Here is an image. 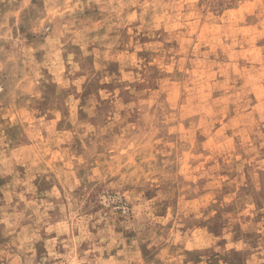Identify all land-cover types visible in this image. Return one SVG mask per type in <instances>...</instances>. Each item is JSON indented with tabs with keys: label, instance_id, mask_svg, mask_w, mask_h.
Segmentation results:
<instances>
[{
	"label": "rangeland",
	"instance_id": "374dc122",
	"mask_svg": "<svg viewBox=\"0 0 264 264\" xmlns=\"http://www.w3.org/2000/svg\"><path fill=\"white\" fill-rule=\"evenodd\" d=\"M0 264H264V0H0Z\"/></svg>",
	"mask_w": 264,
	"mask_h": 264
}]
</instances>
